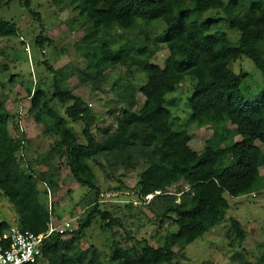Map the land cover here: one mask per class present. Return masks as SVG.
<instances>
[{
  "label": "trees",
  "instance_id": "obj_1",
  "mask_svg": "<svg viewBox=\"0 0 264 264\" xmlns=\"http://www.w3.org/2000/svg\"><path fill=\"white\" fill-rule=\"evenodd\" d=\"M12 1L0 0V11ZM18 1L40 18L32 9L33 0ZM54 1L74 3L78 13L72 22L89 24V32L80 40L89 45L85 53L87 63L77 69L69 65L55 69L48 60H43L54 74L52 97L56 102L51 100L48 87L41 80L27 89L28 113L45 127V132L55 134L58 139L40 158L28 160V165L19 155L23 143L27 148V133L11 131L10 122L15 114L7 107V97L0 96V193L14 206L17 222L23 229L43 232L52 216L40 200L39 183L45 184L43 194L47 197L61 186L60 170L68 166L76 182L93 190L95 198L80 218L78 229L55 234L45 241L38 264H107L95 248L86 251L80 248L79 239L95 219L99 218L108 229L121 226L118 216L99 205L100 187L89 160L103 157L113 170L134 169L145 161L148 165L137 183L138 199L148 201L152 208L158 206L157 217L171 219V228L164 241L156 246L146 239L131 246L116 240L110 263L173 264L178 256L175 247L186 249L208 231L209 223L219 224L224 220L230 208L225 193L238 197L264 190L261 171L264 168L261 146L264 145V0H251L244 12L230 11L229 27L241 32L236 44L230 42L226 32L217 30L220 18L200 21L192 16L212 8L231 9L239 0H230L229 5L224 0ZM156 20L164 21L163 33L143 32L145 43L141 45L132 39L121 41L129 30ZM18 32L16 23L0 15V37ZM47 40L43 34L36 39L41 47ZM159 43L170 51L164 66L153 62L157 52L153 46ZM242 55L252 59L263 73V89L254 101L247 100L241 89L243 74L230 66ZM117 65L128 70L139 66L144 81L139 86L129 83L121 89L117 104L125 102V106L116 117V128L106 130L98 139L92 130L96 114L84 97L65 84L77 75L82 83L91 82L101 89L106 72ZM187 76L193 82V93L187 99L191 114L186 127L175 130L167 97ZM139 93L144 97L142 102ZM70 121L84 123L81 135L68 126ZM19 122L17 119L16 129ZM189 124L210 126L214 130V136L200 150L192 145ZM237 136L241 139L236 140ZM40 163L54 174L39 171ZM179 182L184 186L170 193L169 187ZM150 195L153 196L148 200ZM7 225L0 223L2 227ZM229 232L240 241L247 236L244 224L236 218L231 219ZM241 264L250 262L242 258Z\"/></svg>",
  "mask_w": 264,
  "mask_h": 264
},
{
  "label": "rangeland",
  "instance_id": "obj_2",
  "mask_svg": "<svg viewBox=\"0 0 264 264\" xmlns=\"http://www.w3.org/2000/svg\"><path fill=\"white\" fill-rule=\"evenodd\" d=\"M250 1L239 0V3L232 5L231 9L212 8L202 14H194L192 17L200 21L220 18L217 30L226 32L230 42L236 44L241 32L231 29L228 19L231 13L244 12ZM224 2L229 5L230 0H224ZM74 7L75 4L69 1L56 3L54 0H33L32 9L40 14L38 19L18 0H13L10 4L3 6L0 11L1 17L16 23L19 31L17 35L0 37V96L7 97V107L15 114L10 122L11 131L15 130L19 133L25 130L27 133V148H24L27 162L30 159L40 158L54 146L58 139L55 134L45 132V127L38 124L28 113L30 98L27 89L35 87L41 80L48 87L51 100L56 102V99L52 97L54 74L50 72L43 60H48L55 69L66 65L77 69L87 63L85 53L89 45L80 40L89 32L90 26L88 23L82 25L78 20L72 22V18L78 13ZM248 14L252 16L250 10ZM164 29L165 23L162 20H156L148 25L140 24L125 33L121 41L132 39L141 45L145 43L141 37L143 32L154 35L163 33ZM40 34L49 39L43 43V47L36 41ZM112 34L115 35L114 38H118L115 31ZM153 48L157 49L153 62L164 66L170 56L169 49L163 43ZM230 66L236 73L243 74L241 89L247 100H256L263 89L262 71L252 59L245 55L234 59ZM104 79L101 89L95 88L91 82L82 83L77 75L71 77L65 84V87L84 97L96 114L97 119L92 130L98 139L106 133V130L113 131L116 128V117L125 106V102L117 104L120 99L118 93L126 84L135 83L138 86L142 84L144 72L139 66L128 70L122 65H117L106 72ZM190 80L191 77L187 76L183 84L167 97L168 107L174 117L175 130L186 127L190 118L191 109L187 103L188 97L193 93V82ZM138 98L140 102L144 99L140 93ZM17 119L20 120L19 129H16ZM68 126L77 135H81L84 123L70 121ZM188 127L192 136V145L197 150L202 149L205 141L214 136V130L210 126L198 127L196 124H189ZM240 139V136L236 137V140ZM81 141H84V138ZM261 146L264 148V145ZM89 164L96 174L97 184L100 187L98 202L101 209L118 216L121 219V226L108 229L103 226L99 218L95 219L85 230V235L79 239L80 248L85 251L95 248L100 259L111 264L110 259L116 240L125 246L138 244L143 239L152 245H160L168 229L171 228V219L160 220L157 217L159 207L152 208L147 204L148 201H140L136 192L139 175L148 163L141 161L134 169L119 167L113 170L106 165L103 157H94L89 160ZM37 169L47 171L46 175L54 174L44 163H40ZM261 171L264 173V168ZM60 172L61 186L51 192L52 208L56 204V208H53V217L56 222L72 219L74 230H76L88 205L94 201V191L79 185L68 166L64 165ZM180 186H184L183 182L169 187L168 190L170 193H175ZM39 188L40 200L47 205V197L43 194L45 184L40 182ZM152 196H149L148 200ZM225 196L229 200L230 208L224 220L219 224L209 223L208 231L189 244L186 249L179 250L175 247L178 256L173 264H197L206 260L211 261L212 264H241L242 258L250 264H264L262 260L264 256V190L238 197L231 196L229 193H225ZM17 218V212L12 203L0 193V223L6 222L9 225L18 223ZM232 218L241 221L246 228L247 236L243 241L236 240L234 233L230 235ZM231 243L233 245L230 246Z\"/></svg>",
  "mask_w": 264,
  "mask_h": 264
},
{
  "label": "built area",
  "instance_id": "obj_3",
  "mask_svg": "<svg viewBox=\"0 0 264 264\" xmlns=\"http://www.w3.org/2000/svg\"><path fill=\"white\" fill-rule=\"evenodd\" d=\"M24 144L20 147L19 155L28 165L24 154ZM151 196V195H150ZM47 206L51 213V220L43 232L23 229L18 223L0 226V264H38L45 241L55 234H65L73 231L74 221L65 219L56 222L53 217L51 192L47 195Z\"/></svg>",
  "mask_w": 264,
  "mask_h": 264
},
{
  "label": "crops",
  "instance_id": "obj_4",
  "mask_svg": "<svg viewBox=\"0 0 264 264\" xmlns=\"http://www.w3.org/2000/svg\"><path fill=\"white\" fill-rule=\"evenodd\" d=\"M2 223V222H1Z\"/></svg>",
  "mask_w": 264,
  "mask_h": 264
}]
</instances>
